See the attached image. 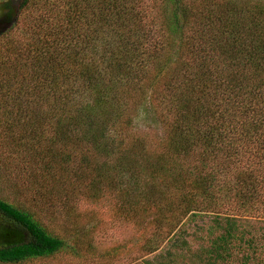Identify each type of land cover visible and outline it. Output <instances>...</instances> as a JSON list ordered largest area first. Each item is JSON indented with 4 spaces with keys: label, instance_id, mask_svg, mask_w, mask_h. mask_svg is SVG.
Returning a JSON list of instances; mask_svg holds the SVG:
<instances>
[{
    "label": "trees",
    "instance_id": "1",
    "mask_svg": "<svg viewBox=\"0 0 264 264\" xmlns=\"http://www.w3.org/2000/svg\"><path fill=\"white\" fill-rule=\"evenodd\" d=\"M20 17L0 52V264H252L264 0H20ZM110 201L133 246L97 245Z\"/></svg>",
    "mask_w": 264,
    "mask_h": 264
},
{
    "label": "rangeland",
    "instance_id": "2",
    "mask_svg": "<svg viewBox=\"0 0 264 264\" xmlns=\"http://www.w3.org/2000/svg\"><path fill=\"white\" fill-rule=\"evenodd\" d=\"M0 8L2 9L1 5H0ZM33 12L34 13H32V14H35V11H33ZM22 15L23 16L26 15V12L23 13ZM13 25L11 27H9L8 30L3 31V33H2V31L0 32V33H2L0 35V52L4 49L5 43L8 39L20 38V35H22L20 33V31H21L20 26L22 28L24 27L23 18L20 17V21H18L15 26H13ZM140 126L144 131L150 133V135H152L154 138L157 137L162 132L160 130L159 126H157L155 124L154 120L151 119V117H149V116H143L141 118ZM105 205L106 206H104L101 210L103 222H102V225L97 230L98 231L97 237L95 239L99 248L104 250L106 248H110L114 245H118L119 243H124V242L128 243L129 247L133 246L134 242H136L135 239L138 237V233H137L136 229L130 224H127L125 222H119L118 220H116L115 215H108V212L110 211L109 207H111L113 205V204H111V201H110V203H105ZM87 209H89V207H87V206L81 207L82 211H85ZM103 212H106L105 216H103ZM82 218H84V217H82ZM205 219L207 221H210L211 216H209L208 218L206 217ZM250 219H251L252 225L255 226L254 232H256V234L258 236V239L256 240V243H255L257 246V250L253 254L252 251L247 246L245 254H250L252 264L253 263L264 264V238H262V236L264 235V218L263 217L250 216ZM200 223H203V221H200ZM0 225H1V218H0ZM134 248H135L134 250L131 249L132 254L139 253L138 247L136 248V246H135ZM239 256L242 258L243 254H240ZM237 259L238 258H236V260L234 261L233 264L238 263ZM84 260H86V259H84ZM84 260H82V259L80 260L78 258L75 259L71 256L64 255V256H59L57 258L49 259L46 261L39 260V261L34 262V263L28 262L27 264H85ZM128 261H129V257L127 255L124 258L119 259V261L116 264H123V263L128 262ZM88 262H90V261L88 260Z\"/></svg>",
    "mask_w": 264,
    "mask_h": 264
},
{
    "label": "flooded vegetation",
    "instance_id": "3",
    "mask_svg": "<svg viewBox=\"0 0 264 264\" xmlns=\"http://www.w3.org/2000/svg\"><path fill=\"white\" fill-rule=\"evenodd\" d=\"M0 32L8 30L13 25V21L17 16L20 0H0ZM0 33V35L2 34Z\"/></svg>",
    "mask_w": 264,
    "mask_h": 264
}]
</instances>
